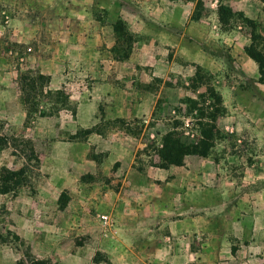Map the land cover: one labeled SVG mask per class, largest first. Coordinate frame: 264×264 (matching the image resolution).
Wrapping results in <instances>:
<instances>
[{
    "label": "crops",
    "instance_id": "1",
    "mask_svg": "<svg viewBox=\"0 0 264 264\" xmlns=\"http://www.w3.org/2000/svg\"><path fill=\"white\" fill-rule=\"evenodd\" d=\"M220 2L254 19L264 38L262 0H203L197 16V0H68L44 31L24 33L33 51L20 69L0 59V135L29 130L38 164V179L31 189L23 185L10 216L32 256L60 264H102L97 252L112 264H264V81L246 51L252 27L239 19L223 25ZM120 22L134 37L127 56L115 54ZM23 69L47 75L46 89H69L71 99L81 94L67 124L38 114L28 125L17 79ZM212 88L224 110L215 120L216 133H225L214 137L221 152L190 154L168 167L151 162L157 153L144 152L138 166L145 137L173 129L165 121L183 99L209 97ZM100 102L107 119L139 117L153 125L140 140L112 133L58 137L100 122ZM11 139L2 142L0 168L27 166L31 159ZM94 150L105 153L101 163ZM6 193L0 201L11 202ZM28 207L47 215L33 217ZM101 213L116 222L107 237ZM22 254L21 244L0 245V264H18Z\"/></svg>",
    "mask_w": 264,
    "mask_h": 264
},
{
    "label": "rangeland",
    "instance_id": "2",
    "mask_svg": "<svg viewBox=\"0 0 264 264\" xmlns=\"http://www.w3.org/2000/svg\"><path fill=\"white\" fill-rule=\"evenodd\" d=\"M68 0H0V59L3 57H7L11 61V65L13 69H20V62L24 57L25 52H32L33 49L26 47L25 42L21 39L24 38V33L30 34L36 31H44L46 27L50 24L48 19L56 17L57 8L59 11H63L62 7H65ZM98 18L101 17L102 11L95 10ZM61 13V12H59ZM102 18V17H101ZM241 21V20H240ZM29 44L34 46L35 39L34 37H29ZM134 37L124 32L117 33V44L115 48L116 56H121L125 53H128L133 45ZM24 73L36 74L35 70L32 69H23L18 72V87L20 90V76ZM49 79V77H48ZM88 80L84 86L86 90L91 89L92 83ZM47 86V84H46ZM69 89H62L61 93H52L48 94L46 90H41L38 88L36 92H33L32 102H29V105L26 108H30L33 110L30 113V117L28 119V125L34 123L35 118L42 111H45L47 114H51L55 117H59L62 123L67 122V115L69 113L68 120H70V114L73 113L74 109L77 107V102L81 99L77 94L76 97L70 98L67 93ZM210 95V93H209ZM21 97V91H20ZM198 103H193L187 99H183L182 105L177 108V113L175 115L170 116L171 119L165 121L166 124H170L171 127L177 129V131L181 134L182 139L186 141H192L194 136L200 134V125L198 124V116L200 115V111L204 110L205 114H208L211 111H214L216 106H220L221 102L215 103L214 97H200ZM184 104V105H183ZM33 107V108H32ZM98 114L96 115L101 119L100 122L92 125L89 129H77L74 133L72 131H62L58 137H67L70 139L83 138L87 134H105L112 133L114 136H120L127 138H137L141 139L140 135L143 132L144 127H148L153 125V120L132 117V118H115V119H107L104 114V105L100 102ZM50 112H53L50 113ZM210 119L206 115L203 120ZM58 122V121H57ZM56 122V123H57ZM68 123V122H67ZM66 123V124H67ZM2 123L0 122V126ZM29 131V130H28ZM24 134L23 131L19 132L15 136H4L0 135V142L11 139V145L13 148L17 150V153H21L22 155H31V160H28L27 167V180L24 183H19L15 179H5L4 175L7 173L6 171L10 168L1 167L0 168V192L3 193L2 189H11L6 194V199L11 200V202L0 201V245H10L12 247L22 245L24 249V254H22L18 264H60L58 261L52 260L51 258L37 259L29 251V245L25 243V241L19 239L16 234L13 233L12 229V218L11 213L14 212L13 208V199L16 198V195L22 192L23 185H28V188H32L35 181L38 179V170H37V162L34 158V140L32 136ZM138 132V134H134V132ZM164 134V133H163ZM161 135H155V137L146 136L145 140L147 141L146 147L140 148L142 150L138 157L137 165H142V161L145 158L144 152L147 153H157L156 148L160 146V142L162 141ZM217 140L219 138L224 137V134L216 133ZM157 137V138H156ZM216 140V141H217ZM16 147H15V146ZM96 149V147H94ZM243 150V146L237 148V150ZM14 150V149H13ZM221 152V146H217L216 143L209 154L218 155ZM94 157L97 161L101 163L104 158V152H93ZM33 190V189H32ZM31 196V195H30ZM68 202L67 193L63 192L60 195L59 206L60 208H66V203ZM12 206V207H11ZM27 213L31 214L33 217H43L47 211L43 210L40 212H36L35 209L31 207L27 208ZM47 215V214H46ZM38 218V217H37ZM44 218V217H43ZM44 220V219H43ZM116 225L115 220L113 219V226L110 229L105 230L101 225V230L104 236L107 237V233L109 231H113ZM77 244L84 242L85 238H76ZM95 260L102 264H112L109 255L102 252H97L95 255ZM40 261H44V263H40Z\"/></svg>",
    "mask_w": 264,
    "mask_h": 264
},
{
    "label": "trees",
    "instance_id": "3",
    "mask_svg": "<svg viewBox=\"0 0 264 264\" xmlns=\"http://www.w3.org/2000/svg\"><path fill=\"white\" fill-rule=\"evenodd\" d=\"M264 1V0H262ZM203 5V0H197L196 11L194 13L195 16L200 15V8ZM219 18L223 25H228L231 20H241L244 24L252 27L251 39L252 42L249 46L246 47V51L248 54L253 57L259 64L260 69V79L264 81V51L260 48V44L264 40L263 36L260 33L255 31L256 21L249 17L244 16L241 12H234L228 6H226L223 2L219 3L218 7ZM117 32H124L123 24L120 22L116 25ZM128 54L125 53L124 56ZM20 89L22 91L21 100L24 105H29V102H32L33 92H36L38 88L46 92L48 94L52 93H61V90H57L55 92L50 89H46V84L48 83V76L42 73L29 74L24 73L20 76ZM211 97L215 98V103L221 102V96L212 88L209 90ZM205 98V97H204ZM189 101L193 103H198V99L189 98ZM33 108V107H32ZM33 110L27 108L28 119L30 117V113ZM224 112L222 105L216 106L214 111L205 114L204 110L200 111V115L198 116V124L200 125V134L194 136L192 141H186L182 139L181 134L177 131L176 128H173L167 131L162 136V141L160 146L156 148V152L158 154V161H151L154 164L160 167H168L171 164L182 165L185 162V157L190 154H199L202 156L208 155L214 144V137L218 128L216 126L215 120L216 118ZM52 113V112H50ZM47 114L45 111L39 113V115ZM208 116L210 119L203 120L205 116ZM134 134H138V132H134ZM2 142H0V148L2 146ZM34 158L35 155H33ZM31 155H29V159H31ZM7 173L4 175L5 179H15L19 183H24L27 180V167L26 165L20 167L19 169H8ZM11 189H2L3 192H8ZM40 263H44V261H40Z\"/></svg>",
    "mask_w": 264,
    "mask_h": 264
},
{
    "label": "built area",
    "instance_id": "4",
    "mask_svg": "<svg viewBox=\"0 0 264 264\" xmlns=\"http://www.w3.org/2000/svg\"><path fill=\"white\" fill-rule=\"evenodd\" d=\"M99 219H100L102 227L105 230L110 229L113 226V217H112L111 214H109V213H101L99 215Z\"/></svg>",
    "mask_w": 264,
    "mask_h": 264
}]
</instances>
